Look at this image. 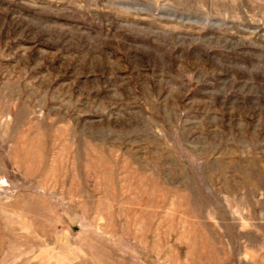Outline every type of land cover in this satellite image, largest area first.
I'll use <instances>...</instances> for the list:
<instances>
[{"label":"rangeland","instance_id":"obj_1","mask_svg":"<svg viewBox=\"0 0 264 264\" xmlns=\"http://www.w3.org/2000/svg\"><path fill=\"white\" fill-rule=\"evenodd\" d=\"M0 264H264V0H0Z\"/></svg>","mask_w":264,"mask_h":264}]
</instances>
